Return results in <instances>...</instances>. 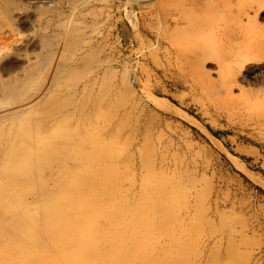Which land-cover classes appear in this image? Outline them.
Wrapping results in <instances>:
<instances>
[{
	"label": "rangeland",
	"instance_id": "1",
	"mask_svg": "<svg viewBox=\"0 0 264 264\" xmlns=\"http://www.w3.org/2000/svg\"><path fill=\"white\" fill-rule=\"evenodd\" d=\"M65 134L105 227L146 226L168 264H264V0H0V204L58 189L38 159Z\"/></svg>",
	"mask_w": 264,
	"mask_h": 264
},
{
	"label": "bare ground",
	"instance_id": "2",
	"mask_svg": "<svg viewBox=\"0 0 264 264\" xmlns=\"http://www.w3.org/2000/svg\"><path fill=\"white\" fill-rule=\"evenodd\" d=\"M221 57V66L227 71L225 85L232 88V50L222 53ZM165 103L168 102L155 99L154 105L164 108ZM33 130L27 124L22 131V139L17 140L23 146L8 148L13 161L22 158L25 168L32 165L36 155L29 150ZM65 135L67 145L60 155L43 156V153H39L38 159L42 169L49 168L55 162L63 164V180L58 189L43 190L44 198L33 203L18 197L7 198L9 202L0 204V264H168L166 261L171 259L172 252L162 248L160 242L156 244L159 238L156 237L154 241V233L146 226L144 230L132 223L121 226L117 216L109 220L108 227L99 222L96 214L108 207L106 200L114 202L116 199L109 191L99 198L87 197V192L97 184L96 175H75L76 172L72 171L74 167L68 160L74 156L73 152L69 153L68 143L75 138L72 134ZM3 144L0 141V145ZM81 166L85 168L86 164ZM150 207L155 210L153 206ZM112 234V241L103 242V237ZM180 249L184 250L183 247ZM180 259L172 264H193L184 255Z\"/></svg>",
	"mask_w": 264,
	"mask_h": 264
}]
</instances>
